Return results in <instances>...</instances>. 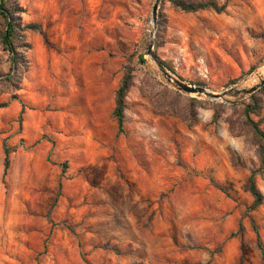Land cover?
<instances>
[{
	"label": "rangeland",
	"instance_id": "374dc122",
	"mask_svg": "<svg viewBox=\"0 0 264 264\" xmlns=\"http://www.w3.org/2000/svg\"><path fill=\"white\" fill-rule=\"evenodd\" d=\"M18 1L40 29L24 32L17 89L0 47V264H263L264 170L242 102L256 93L264 115V85L230 102L173 88L145 51L153 0ZM216 1L223 12L162 0L153 46L172 73L220 92L264 67V0Z\"/></svg>",
	"mask_w": 264,
	"mask_h": 264
},
{
	"label": "trees",
	"instance_id": "16d2710c",
	"mask_svg": "<svg viewBox=\"0 0 264 264\" xmlns=\"http://www.w3.org/2000/svg\"><path fill=\"white\" fill-rule=\"evenodd\" d=\"M170 5L182 12H196L199 10L211 9L214 12L221 13L225 10L226 4H219L216 0H167ZM24 8L19 4L18 0H0V47L7 53L8 72L4 77V81L8 82L14 89L18 88L23 73L28 68V61L26 58V51L30 49V44L25 40L24 32L26 30H39L38 24L29 22L23 23L21 14ZM159 36V29L155 36V44L157 46V37ZM172 71L173 69L170 68ZM235 81H231L234 83ZM133 84L132 67L126 66L123 75L120 79L119 85L115 90V104L112 115L116 119L118 131L123 130L124 110H125V97ZM264 89V86L262 90ZM174 93H177L174 91ZM16 97V96H13ZM191 101H195L191 98ZM7 102H0V107H5ZM242 112L246 118V122L252 127L253 138L259 146V161L260 170H264V115L262 114V104L256 96L252 94L248 101L242 102ZM24 104H21L20 117L23 113ZM171 107V106H170ZM172 114H175L174 108L171 107ZM252 115L258 117L254 120ZM218 115L215 112L213 119H217ZM186 120L192 123L194 114L189 112ZM13 151L5 144L3 145V175L6 174L10 165V152ZM248 189L253 196V203L249 207L251 210L255 209L261 204L263 196L259 189L256 187L253 173L248 178ZM256 234V244L260 250L262 263L264 264V246L260 240V235L256 226H253Z\"/></svg>",
	"mask_w": 264,
	"mask_h": 264
},
{
	"label": "water",
	"instance_id": "95a60500",
	"mask_svg": "<svg viewBox=\"0 0 264 264\" xmlns=\"http://www.w3.org/2000/svg\"><path fill=\"white\" fill-rule=\"evenodd\" d=\"M161 2L162 0H153L152 3L151 20L154 23V27L150 34L149 40L145 41V51L146 54L150 56L151 60L155 65L154 70L159 75H161L168 84H170L173 88L177 89L178 91L187 94H196L199 96H205L206 98H210V99H221L229 102L230 100H227L226 98L232 97L235 98L236 100H241L243 98L250 96L252 93L257 91L264 85V77H263L257 83L249 87L239 88L238 84H235L231 87L224 89L223 91L214 92L206 88L204 85L190 84L185 80H183L181 77L172 73L169 69H167L157 57V54L153 46L154 32L156 31L158 24V8Z\"/></svg>",
	"mask_w": 264,
	"mask_h": 264
},
{
	"label": "bare ground",
	"instance_id": "6f19581e",
	"mask_svg": "<svg viewBox=\"0 0 264 264\" xmlns=\"http://www.w3.org/2000/svg\"><path fill=\"white\" fill-rule=\"evenodd\" d=\"M153 27H154V23L151 21L150 25H149V30H148L147 35H146V41L149 40V37H150V34L152 32ZM263 77H264V67H262L257 72H255L254 74L249 75L246 79L241 81L238 84V87L239 88L249 87V86L257 83Z\"/></svg>",
	"mask_w": 264,
	"mask_h": 264
}]
</instances>
